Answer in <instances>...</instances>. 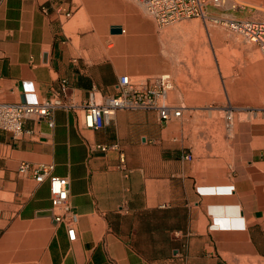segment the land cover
I'll list each match as a JSON object with an SVG mask.
<instances>
[{
  "label": "crops",
  "instance_id": "1",
  "mask_svg": "<svg viewBox=\"0 0 264 264\" xmlns=\"http://www.w3.org/2000/svg\"><path fill=\"white\" fill-rule=\"evenodd\" d=\"M120 6L0 4V103L39 104L65 82L63 100L80 107L26 120L17 140L0 131V264H264V109L248 102L264 96V62L243 61L242 82L233 88L243 102L221 109L256 121L240 125L233 138L213 139L212 125L198 123L213 111L206 99L193 95L187 106L179 90L174 103L185 110L172 123L155 111L121 110L103 129H83L91 93L102 102L117 95L121 76L158 72L149 60L153 34L139 20L126 38L101 26ZM22 162L52 165L53 175L69 179L79 216L74 242L53 220L48 181L21 177Z\"/></svg>",
  "mask_w": 264,
  "mask_h": 264
},
{
  "label": "rangeland",
  "instance_id": "2",
  "mask_svg": "<svg viewBox=\"0 0 264 264\" xmlns=\"http://www.w3.org/2000/svg\"><path fill=\"white\" fill-rule=\"evenodd\" d=\"M116 1L121 8H116L113 14L110 13L112 17L108 21H102L101 26L107 30L114 25L122 26L126 28L125 38L130 35L135 19L151 30L153 40L148 42V47L156 50V54L155 60L151 61V58L149 60L150 64L157 65L158 72L146 77L170 73L175 82V90L169 95L171 102H177L180 99L179 91L185 96L187 106L191 104L189 97L203 95L202 97L206 99L205 106L213 111L211 116L201 117L198 123L212 125L210 134L213 139L223 141L226 137L233 138L240 125L256 122L252 115L236 114L233 126L227 128L228 122L223 111L229 102L235 107H239L243 102L240 94L233 90L242 82V72L245 70L243 61L264 62L263 55L255 45L245 43L241 37L229 31L223 22L205 23L199 19H189L160 29L147 15L141 4L132 0ZM75 2L81 4V0H75ZM233 6L236 7L234 10H232ZM209 13L211 15L234 13L238 19L264 21V0H232L219 10L210 8ZM232 18V16H223L221 19L224 21ZM187 23L189 27L185 30L181 26ZM89 26L88 18H86L83 27ZM108 38L109 48H113L114 38L110 36ZM248 102L254 103L256 108L264 109V96ZM188 118V115L184 117L186 125L189 123ZM261 118L260 115V120ZM216 129L220 131H215ZM198 132L191 134L198 135ZM189 134L187 131L186 135Z\"/></svg>",
  "mask_w": 264,
  "mask_h": 264
},
{
  "label": "built area",
  "instance_id": "3",
  "mask_svg": "<svg viewBox=\"0 0 264 264\" xmlns=\"http://www.w3.org/2000/svg\"><path fill=\"white\" fill-rule=\"evenodd\" d=\"M141 4L147 15L161 29L182 20L199 19L205 23L223 22L229 31L241 37L245 43L255 45L264 57V21L254 19H215L209 16V9H219L232 0H132ZM2 0H0V4ZM235 6L232 7L234 9ZM70 16V13L67 14ZM123 34L125 30L123 29ZM117 95L98 102L95 93L90 94L89 102L83 107L84 113L81 126L83 129L98 131L109 124L116 113L121 110L155 111L159 120L172 123L182 117L185 107L169 100V95L175 90V82L170 73H161L151 77L133 79L123 75L115 85ZM66 83L60 90L54 91L52 97L39 104L26 100L20 103H0V131L9 132L15 140L22 138L24 122L29 119L37 121L52 120L55 111L59 109L76 111L80 107L73 101L63 100ZM228 128L233 126L234 116H226ZM101 151L109 147L98 145ZM116 149V147H114ZM192 154L185 156L191 161ZM52 165H36L22 162L18 168L21 177H30L37 184L48 181L50 186L52 217L57 225H64L70 241L76 240V226L79 216L70 204V182L66 177L52 174Z\"/></svg>",
  "mask_w": 264,
  "mask_h": 264
},
{
  "label": "water",
  "instance_id": "4",
  "mask_svg": "<svg viewBox=\"0 0 264 264\" xmlns=\"http://www.w3.org/2000/svg\"><path fill=\"white\" fill-rule=\"evenodd\" d=\"M110 32H111L112 35H120V34H123V27L122 26H119V25L111 26Z\"/></svg>",
  "mask_w": 264,
  "mask_h": 264
},
{
  "label": "bare ground",
  "instance_id": "5",
  "mask_svg": "<svg viewBox=\"0 0 264 264\" xmlns=\"http://www.w3.org/2000/svg\"><path fill=\"white\" fill-rule=\"evenodd\" d=\"M143 7V6H142ZM183 29H187L189 26H188V23L187 24H185L184 26H181ZM67 30L69 31L70 30V28H67ZM70 32V31H69ZM187 32V31H186ZM195 48V47H194ZM193 48V49H194ZM187 55V54H186ZM171 100V99H170Z\"/></svg>",
  "mask_w": 264,
  "mask_h": 264
}]
</instances>
